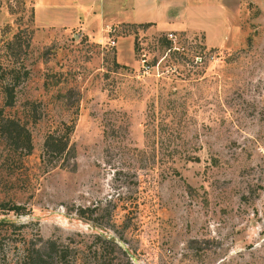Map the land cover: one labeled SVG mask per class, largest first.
<instances>
[{
  "label": "rangeland",
  "instance_id": "374dc122",
  "mask_svg": "<svg viewBox=\"0 0 264 264\" xmlns=\"http://www.w3.org/2000/svg\"><path fill=\"white\" fill-rule=\"evenodd\" d=\"M234 17L219 45L131 23L98 39L0 0V108L32 146L0 167V264L24 241L90 254L97 234L111 264H264V0ZM125 35L129 63L107 41ZM70 124L73 156L42 161L45 134Z\"/></svg>",
  "mask_w": 264,
  "mask_h": 264
},
{
  "label": "crops",
  "instance_id": "0c3cea01",
  "mask_svg": "<svg viewBox=\"0 0 264 264\" xmlns=\"http://www.w3.org/2000/svg\"><path fill=\"white\" fill-rule=\"evenodd\" d=\"M25 1L32 9L35 24L40 26L78 27L83 33L97 34L98 39H103L118 23H147L157 31H201L209 44L219 45L227 38L223 28L224 31L225 27L233 28L238 0ZM211 32L223 38L209 39ZM115 44L116 59L129 63L133 54L132 38L122 36Z\"/></svg>",
  "mask_w": 264,
  "mask_h": 264
},
{
  "label": "trees",
  "instance_id": "16d2710c",
  "mask_svg": "<svg viewBox=\"0 0 264 264\" xmlns=\"http://www.w3.org/2000/svg\"><path fill=\"white\" fill-rule=\"evenodd\" d=\"M136 24L141 26L147 23ZM164 40L166 43L169 42V39L166 37ZM195 56H197V54H195ZM1 91L3 92L4 99L3 105H11L13 102L12 84H2ZM70 129L71 124L67 127V132L63 135L56 129H52L45 134L40 152L42 161H45V159L48 161L51 157L58 158L67 153L73 156L74 147L68 143V132ZM31 147L29 131L25 124L16 117L4 114L0 108V167L11 171L7 173H12L15 170L14 168L21 164L22 157L30 153ZM9 208L17 210L19 209V205L11 204ZM5 223L8 224V222ZM97 238L99 243L94 245V248L90 250V254L79 253L77 251L72 253V256L67 251L68 245H62L52 239H44L40 243L24 241L13 263L67 264L69 261L68 264H111L112 260L109 255H107L106 247L112 240L104 237L101 238L100 234H97ZM111 248H113V246H111ZM123 252L129 262L131 258L127 251L123 249Z\"/></svg>",
  "mask_w": 264,
  "mask_h": 264
},
{
  "label": "built area",
  "instance_id": "2783aa9c",
  "mask_svg": "<svg viewBox=\"0 0 264 264\" xmlns=\"http://www.w3.org/2000/svg\"><path fill=\"white\" fill-rule=\"evenodd\" d=\"M165 37H166L167 39H169V40H172V41L175 40V34L173 33V31H166V35H165ZM107 41H108V43H109L110 45H113V44L115 43V40L112 39V38L107 39ZM140 61H141V62H144V58L141 57V58H140Z\"/></svg>",
  "mask_w": 264,
  "mask_h": 264
}]
</instances>
